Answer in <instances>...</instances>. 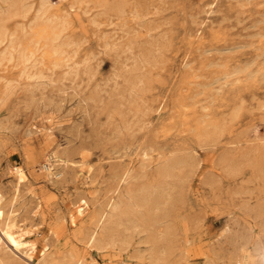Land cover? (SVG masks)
<instances>
[{
  "label": "rangeland",
  "instance_id": "rangeland-1",
  "mask_svg": "<svg viewBox=\"0 0 264 264\" xmlns=\"http://www.w3.org/2000/svg\"><path fill=\"white\" fill-rule=\"evenodd\" d=\"M17 2L0 26L35 66L0 64V209L37 245L11 259L264 264V0ZM127 172L170 194L159 260L88 242Z\"/></svg>",
  "mask_w": 264,
  "mask_h": 264
},
{
  "label": "bare ground",
  "instance_id": "bare-ground-1",
  "mask_svg": "<svg viewBox=\"0 0 264 264\" xmlns=\"http://www.w3.org/2000/svg\"><path fill=\"white\" fill-rule=\"evenodd\" d=\"M4 2L7 4L4 5ZM49 4L50 3L47 1L41 3L38 9V18L44 17V14L50 7ZM19 7L20 9L24 8L25 12L30 10L26 8L25 4H18L17 0H0V16L12 15L13 12L20 10ZM50 19L49 17L48 20L53 22ZM48 31L47 29V31H43V33H50V31ZM43 33L42 35L40 34L41 36L39 35L41 39L53 34V32H51L52 34H48L44 37L45 35L43 36ZM50 37L52 38L53 36ZM49 38L45 40L51 43ZM48 43L46 44L48 45ZM28 47L30 46H21L20 41L14 34L8 33L5 28L0 26V64L5 60H15L14 62H17L18 65L23 67L26 75L32 76L30 71L32 70L31 67L35 66L32 62L34 56L32 53L33 50H29L30 48ZM54 51L60 53L59 48L54 49ZM171 165L172 163H165L159 168L160 177L164 176L167 172L169 173ZM135 178H137V175L127 172L124 181L127 182L128 186L125 190L120 192L117 198L110 200L108 204L109 208L107 207L108 210L106 208L102 213L88 242L91 243V246L98 247H106L117 243L125 247L131 243L130 237H133L136 233H140L144 237V242H150L149 239L153 241V243L150 242L152 245L148 249L151 251L153 257L159 260V258H164L169 248L172 249L174 247L173 224L171 225L169 222L172 216L171 207L168 205L170 194L165 193V189H160L158 184L136 187ZM162 181H164V179ZM164 194L167 196L166 199L164 198ZM3 216L4 211L0 209V264H16L18 262H15L17 259L15 261L11 259L7 252L10 245L17 250L26 251L25 253L31 257L30 252L36 249L37 244L32 241L33 239L30 241H23V237H25L29 231H25L24 227L17 225L11 220L4 221ZM172 251L173 250H171V252ZM76 264H82V261L78 260Z\"/></svg>",
  "mask_w": 264,
  "mask_h": 264
}]
</instances>
